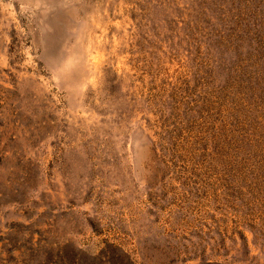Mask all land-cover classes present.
Here are the masks:
<instances>
[{"label": "rangeland", "instance_id": "1", "mask_svg": "<svg viewBox=\"0 0 264 264\" xmlns=\"http://www.w3.org/2000/svg\"><path fill=\"white\" fill-rule=\"evenodd\" d=\"M0 264H264V0H0Z\"/></svg>", "mask_w": 264, "mask_h": 264}]
</instances>
